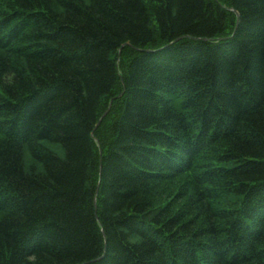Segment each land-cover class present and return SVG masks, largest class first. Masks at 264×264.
Here are the masks:
<instances>
[{"label":"trees","instance_id":"1","mask_svg":"<svg viewBox=\"0 0 264 264\" xmlns=\"http://www.w3.org/2000/svg\"><path fill=\"white\" fill-rule=\"evenodd\" d=\"M0 264H264V0H0Z\"/></svg>","mask_w":264,"mask_h":264},{"label":"rangeland","instance_id":"2","mask_svg":"<svg viewBox=\"0 0 264 264\" xmlns=\"http://www.w3.org/2000/svg\"><path fill=\"white\" fill-rule=\"evenodd\" d=\"M118 97H119V95L117 96V98H118ZM114 99H115V98H110V100H108V101H104V106H103V107L106 106V108H105V110L103 111L102 115L100 116V121H102L103 118L106 117L107 113L109 112V109L111 108V105H112ZM95 140H96V144L99 146V142H98V140H97V139H95Z\"/></svg>","mask_w":264,"mask_h":264},{"label":"water","instance_id":"3","mask_svg":"<svg viewBox=\"0 0 264 264\" xmlns=\"http://www.w3.org/2000/svg\"><path fill=\"white\" fill-rule=\"evenodd\" d=\"M99 124V122L97 123V125Z\"/></svg>","mask_w":264,"mask_h":264}]
</instances>
